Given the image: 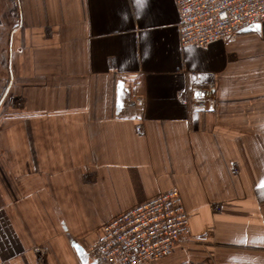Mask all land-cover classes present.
I'll return each instance as SVG.
<instances>
[{
    "label": "crops",
    "instance_id": "obj_1",
    "mask_svg": "<svg viewBox=\"0 0 264 264\" xmlns=\"http://www.w3.org/2000/svg\"><path fill=\"white\" fill-rule=\"evenodd\" d=\"M179 16L176 0H0V264H82L75 243L88 254L173 189L191 240L146 264H264V22L182 46ZM227 158L235 184L206 195Z\"/></svg>",
    "mask_w": 264,
    "mask_h": 264
},
{
    "label": "built area",
    "instance_id": "obj_2",
    "mask_svg": "<svg viewBox=\"0 0 264 264\" xmlns=\"http://www.w3.org/2000/svg\"><path fill=\"white\" fill-rule=\"evenodd\" d=\"M182 46H208L234 37L251 25L264 22V0H176ZM207 90L212 83H206ZM133 86L140 87L136 80ZM235 162L224 159L209 171L203 184L206 195L235 184ZM190 217L181 193L162 192L106 221L102 236L89 251L98 264H146L168 257L191 240Z\"/></svg>",
    "mask_w": 264,
    "mask_h": 264
},
{
    "label": "water",
    "instance_id": "obj_3",
    "mask_svg": "<svg viewBox=\"0 0 264 264\" xmlns=\"http://www.w3.org/2000/svg\"><path fill=\"white\" fill-rule=\"evenodd\" d=\"M257 26L258 25H251V26L247 27L244 30L254 29ZM74 246L76 248V251L78 253V256H79L80 261H81L82 264H90V263L91 264H98V262L96 260H94V259L90 260L89 255L86 253L85 249L82 246H80L77 243H75Z\"/></svg>",
    "mask_w": 264,
    "mask_h": 264
}]
</instances>
